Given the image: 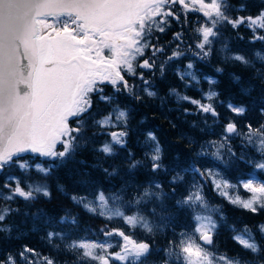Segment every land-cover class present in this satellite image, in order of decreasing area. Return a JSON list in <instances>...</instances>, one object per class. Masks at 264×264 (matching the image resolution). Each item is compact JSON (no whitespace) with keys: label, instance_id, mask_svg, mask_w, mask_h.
<instances>
[{"label":"snow or ice","instance_id":"1","mask_svg":"<svg viewBox=\"0 0 264 264\" xmlns=\"http://www.w3.org/2000/svg\"><path fill=\"white\" fill-rule=\"evenodd\" d=\"M231 9L228 0H0V174L4 177L0 201L5 205L0 207V233L13 231L8 218L20 210L12 208V203L22 200L28 204L40 196L51 198L46 184L26 183L13 172L19 170L27 177L35 171L42 178L49 177L87 142L89 120L96 129L94 135L109 137L99 147L100 153L111 157L123 150L127 152L125 162L129 170H162V149L153 132L146 134L145 143L151 150L145 153V161L135 159L128 151L129 113L119 107L117 96L126 94L139 101L142 94L157 95L144 70L155 75L157 57L166 50L152 43L153 34L165 32L172 20H187L189 14H195V48L189 45L188 50L202 60L212 55L213 45L225 26L246 28L252 34L250 43H264V10L256 15H233ZM243 11L241 5L239 12ZM173 39L177 43L160 63L161 75L167 62L179 60L185 54L183 33L177 32ZM148 52L151 54L147 55ZM255 57L264 61L260 52ZM225 59L254 67L253 61L243 54ZM193 67L190 62L187 70L177 72L181 81L190 78L199 84L195 73L188 71ZM259 76L264 80V72ZM206 79L210 86L216 84L215 80ZM106 87L111 89V95L106 94ZM171 93L194 105L195 113L205 123L211 118L220 128L218 138L204 144L181 134L189 145L199 148H193L195 156H210L223 165L239 162L249 171L242 172L237 167L233 182L218 168L204 167L206 161L194 159L188 169L192 183L176 199L178 208L190 213L191 223L179 232L173 229L163 249L155 247L156 236L163 228L148 219L142 206L171 198L176 186L185 179L179 173L170 182L171 194L165 193L161 184L149 182L131 198L125 189L106 192L97 188L90 194L72 195L74 205L106 221L96 239H73L57 225L78 226L77 217L67 212L59 220L44 217V223L52 229L46 232L45 239L57 249L63 246L74 253L75 264H150L153 254L161 251L162 264H246L216 248L218 223L213 214L221 210L209 205L205 188L211 185L229 204L252 214L264 211V121L253 124L238 119L246 116L248 108L232 101L225 103L211 88L201 99L180 96L175 89ZM94 98L111 107L99 119L92 112ZM219 107L227 115L222 117ZM184 112L192 114L189 109ZM260 112L264 115V108ZM237 139L258 155L242 150L238 155L233 148ZM197 163L201 166L197 167ZM104 171L113 174L108 169ZM151 215H156L155 208ZM220 218L223 219L222 214ZM113 222L122 226H110ZM258 230L264 236V224ZM141 233L145 238H138ZM232 238L259 264H264V246L257 242L251 229L245 226ZM0 264L57 261L25 244L18 253L0 256Z\"/></svg>","mask_w":264,"mask_h":264},{"label":"trees","instance_id":"2","mask_svg":"<svg viewBox=\"0 0 264 264\" xmlns=\"http://www.w3.org/2000/svg\"><path fill=\"white\" fill-rule=\"evenodd\" d=\"M228 2L232 6L233 15H256L259 11L264 10V0H228ZM241 5H244L243 12H239ZM194 27L187 28L185 54L180 58V67H185L190 62L193 63V71L199 79L210 77L216 81L214 90L219 93L220 100L225 103L232 101L233 103L243 104L248 108L246 116L238 119L251 121L253 124L261 122L260 109L264 108V82H262V79L252 66L230 63L218 55V50L226 46L227 53L246 55L254 64H258L254 55L259 50L260 53H264V43L259 41L254 44L250 43L252 34L246 28L232 29L231 26H225L222 29L219 41L213 45L212 55L202 60L194 56L192 51L187 48L189 45H191L192 49L195 48L196 36L192 31ZM194 60H196V63ZM218 68L222 71L218 72ZM234 77L237 78L235 79L237 80L236 82L233 81ZM185 82L186 80L179 81V91L184 96L187 95L196 99L198 96L197 92L192 87L186 86ZM202 86H204V83H202ZM105 92L109 95L112 94L111 89L107 87ZM158 96L161 101L159 103L160 107L157 106L155 100L142 96L143 98L136 102L134 116L131 112L132 102L129 96L119 94L117 103L119 107L129 113L128 151L133 154L135 159L142 160L143 153L146 150V134L150 131L153 132L160 139L162 146L164 172H160V174L152 173L149 167H138L130 171L125 162L127 152L123 150H118L116 155L111 157L100 153L98 151L99 147L109 137L100 134L94 135L96 129L92 127L91 120H89V127L86 133L87 142L82 144L74 156L68 159L65 164L55 168L49 177L46 179L42 178L35 171H32L27 177H24L19 170L13 172L14 175L24 179L26 183L46 184L51 192V198L40 196L32 203L26 204L21 200L11 204L12 208H18L20 211L8 218V224L13 228L12 233H0V256L20 251L23 245L27 244L29 247L39 248L45 254H49L56 259H61L62 257L59 253L46 251L38 239L45 232L52 230L44 223V217L59 220L66 212L77 217L78 226L57 225L58 228H63L73 239H96L100 235L99 229L104 227L106 221L102 218L91 216L81 207L74 205L70 200V195L90 194L97 188L106 192L109 190L118 191L123 188L130 190L143 189L148 186L149 182H159L163 190L171 194L169 178L178 172L179 174H187L190 171L188 170L189 166L194 159L206 161L207 163L204 164V167L218 168L222 175L228 179H233L237 175L235 171L237 167H240L242 172L249 171L247 167L242 166L239 162H231L228 167H221L215 165L207 158L196 157L193 148L195 147L196 151H199V148L195 145H189L186 139L181 138V134L195 140L198 144H202L208 140L209 136L202 131H198V129H193L190 123L198 124L199 130L207 129L208 124L205 123L199 114L195 113V106L185 102H174L160 91ZM184 109H189L192 114H186ZM108 111H111L109 105L94 98L92 112L95 118H101ZM173 124L176 125L175 128L172 127ZM235 142L233 148L238 155L241 150L248 155H258L253 154L254 151L249 147H244L241 142L236 144ZM239 149L240 151H238ZM37 162L41 161L37 160ZM200 166L197 163V167ZM104 169H108L109 172L116 170V173L108 175ZM3 182L4 177L0 174V187H2ZM233 182H235L234 179ZM61 188H63V191H61ZM205 190L214 203L222 205L224 222L214 237L218 251L240 259L247 264H259V261L255 260L252 254L235 243L232 237L234 229L239 230L245 226L256 235L258 226L264 224V211L259 214H252L244 209L233 207L216 197L215 194H212L209 186H206ZM183 194L184 186L179 184V186H176V192L171 196V199L173 200ZM2 206H5L4 202L0 201V207ZM181 216L186 222L189 220L187 213L182 212ZM110 226L120 227L117 223H112ZM138 238L143 239L145 237L140 234Z\"/></svg>","mask_w":264,"mask_h":264},{"label":"rangeland","instance_id":"3","mask_svg":"<svg viewBox=\"0 0 264 264\" xmlns=\"http://www.w3.org/2000/svg\"><path fill=\"white\" fill-rule=\"evenodd\" d=\"M218 55L221 56L224 60L229 61L230 63H237V64H239V62H235V61H232V60L225 59L226 56L233 55V54L227 53V51L225 50V48H221L220 50H218ZM261 55H264V53H261ZM254 57H255V55H254ZM256 61H257L258 64H254L253 63L254 67L253 66L252 67L255 69V72L259 76V73L260 72H264V61H260L257 58H256ZM187 64H186V66H187ZM186 66L185 67H182L183 70H180V72H183V71L187 70ZM188 71L194 72L193 69L188 70ZM206 78H210V77H203L201 79H199L197 77V79L199 80V84H197L195 81H192L190 78H187L186 79V82H185L186 85L188 87H192L197 92L198 96H197L196 99H201L202 96H203V94L206 93V92H208L210 88L212 90H214V85H211L210 86L208 84ZM210 79H212V78H210ZM262 82H264V80H262ZM202 83H204V86H202ZM179 95L180 96H184L183 93L180 92V91H179ZM176 101L185 102V101L179 100L177 96H176ZM185 103H187V102H185ZM218 110L221 112L222 117L225 116V115H227V113H226V111H225V109L223 107H219ZM262 121H264V115H262ZM128 124H129V122H128ZM207 124H208V128L207 129H204V130L203 129H200L199 130L200 127L196 123H193L192 124V122H191L190 123V126H192L193 129H198V131H202L204 134L208 135L209 136L208 140H215V139H217L218 138V134L220 132L219 126L216 125V124H213L211 118L208 119ZM208 140H206V141H208ZM239 142H241V141L239 139H237V141L235 142V144L236 143H239ZM204 143H202V144H204ZM233 145H234V143H233ZM145 146H146V150L143 153V158H142L141 161H145L146 160L145 153L150 152V150H151L149 144L145 143ZM249 148L252 151H254V149H252L251 147H249ZM238 151H240V149ZM254 153H255V151L253 152V154ZM255 154H257V153H255ZM202 157L203 158H207L208 160H210L215 165H218V166H221V167H228L229 164L231 163L230 162L228 165H223V164H220L218 161L213 160V158L210 157V156H202ZM162 159H163V153H162ZM164 169L165 168H163L162 170H160L156 174H160V172H164ZM130 171H132V170H130ZM111 173L115 174L116 173V170H113ZM180 175H182V176L185 177V179L183 181L179 182V184H182L184 186V193H185V191L190 187V185L192 183V173L189 171L187 174H180ZM171 180H172V178L170 179V182H171ZM155 183H159V182H155ZM33 184H36V183H33ZM179 184L177 186H179ZM208 186L211 189V185H208ZM123 189H125L126 194H127V196L129 198H131V196L136 195V193L138 191L139 192H142L143 191V189H139V188H136V189H133V190H130V189H127V188H123ZM120 190H118V191H120ZM211 192H212V194H215L216 197H218V198L222 199L224 202L228 203L227 200H225L223 197L219 196L212 189H211ZM165 193H167V192H165ZM241 194L244 195V196H247L246 193L241 192ZM71 196L72 195H70V197ZM181 196H177L173 200L171 198L170 199L169 198H165V199H163L162 202L161 201H157V200H153V201L149 202L147 205L142 206L143 208L146 209V214H148V219L153 224L160 225L163 228V232L162 233H158L157 236H156L155 247L157 249H163L166 246L167 240L171 238V233H172L173 229H175L176 232H179L181 230H184V228H186V226L191 223V221H190V213L187 212V211H185V210L179 209L178 206L176 205V199H179ZM205 197L208 200V203H209V205L211 207H214V208H217L218 207L221 210L220 213L213 214V218L216 219L217 220V223H218V228H217V233H218V230L220 229L221 225L224 222V216H223V213H222V205L221 204L219 205L217 203H214L211 200V198L208 196V194L206 193V190H205ZM229 205H231V204H229ZM231 206L236 207L234 205H231ZM152 208H155L156 209V215H151V209ZM182 212H184L185 214L187 213V217H189V220H187V222L185 220H183V217L181 216V213ZM86 213L89 214V215H91V216H93L91 213H88V212H86ZM221 214L223 216V219L220 218L221 217ZM99 218H102V217H99ZM113 223H117L120 227L122 226L118 222H113ZM243 229H244V227L240 228L239 230H235V232L233 231V234L235 235V234L239 233L240 231H242ZM45 234H46V232L38 239L39 242H41V244H42L41 246L43 248H45L46 251H52L54 253H59L62 258L61 259H56V258H54L53 256H51L49 254H45L39 248H35V249L38 252H40L42 255H44V256H49V257L54 258L57 261V264H75V259L76 258H75L74 253L64 250L63 246H61V248H59V249L53 247L45 239ZM142 235H143V237H145L144 234H142ZM255 237L257 239V242L260 243L262 246H264V236H262L259 233V230H258V233L255 235ZM56 243H61V242L60 241H56ZM18 252L19 251L15 252V253H18ZM15 253H12V254H15ZM162 259H163V252L162 251L161 252H158V253H154L153 256H152V258H151V260H150V264H162Z\"/></svg>","mask_w":264,"mask_h":264},{"label":"flooded vegetation","instance_id":"4","mask_svg":"<svg viewBox=\"0 0 264 264\" xmlns=\"http://www.w3.org/2000/svg\"><path fill=\"white\" fill-rule=\"evenodd\" d=\"M193 26H196V18L194 14H189V18L187 20H184L183 18H181L180 21L172 20L170 23V26L166 28L165 32L163 33L156 32L153 34L152 43L156 44L157 46L165 48L166 51H165V54L157 57V68L153 69V71L155 72V75H151L147 72V70H144L146 73V78H148L152 82L153 90L157 93L155 97H147V96H144V97L150 98L151 100H155L158 107H160L159 103L161 102L158 96L159 91L162 93H165V96L169 97L172 101L174 102L176 101V95L172 94L171 90L175 89L176 92L179 93L180 78L177 75V72L180 70H183V68L180 67L179 65V61L181 59L167 62L164 65L163 75H161L159 72V65L162 61H165L167 59V56L171 54L172 49L175 47L177 41H175L173 37L177 32L183 33L184 43L182 45V48L185 49V44H186L185 38H186L187 28L188 27L191 28ZM187 48L189 47L187 46ZM150 54H151L150 52L147 53V55H150ZM194 61L196 63V60ZM136 83L139 84V81H136ZM131 102H132L131 112L134 116L136 112L137 100L131 98ZM145 104H147V102H145ZM157 139L160 142V139L159 138ZM160 146H161V143H160Z\"/></svg>","mask_w":264,"mask_h":264},{"label":"bare ground","instance_id":"5","mask_svg":"<svg viewBox=\"0 0 264 264\" xmlns=\"http://www.w3.org/2000/svg\"><path fill=\"white\" fill-rule=\"evenodd\" d=\"M258 50H259V49H258ZM259 52H260V50H259ZM262 52H263V51H262ZM254 54H255V53H254ZM251 55H253V54H251ZM239 67H240V66H239ZM240 68H241V67H240ZM247 68H248V67H247ZM229 74H230V72H229ZM253 74H254V73H253ZM232 75H233V74H232ZM229 76H230V75H229ZM251 76H252V75H251ZM237 77H239V76H237ZM256 78H257V77H256ZM235 79H237V78H236V77L233 78V81H234V82L237 81V80H235ZM254 79H255V78H254ZM257 80H258V79H257ZM259 81H260V80H259ZM240 83H241V82H240ZM177 123H178V122H177ZM178 130H179V129H178ZM178 130H177V131H178ZM174 175H175V174H173L172 176H174ZM172 176H171L169 179H171Z\"/></svg>","mask_w":264,"mask_h":264}]
</instances>
